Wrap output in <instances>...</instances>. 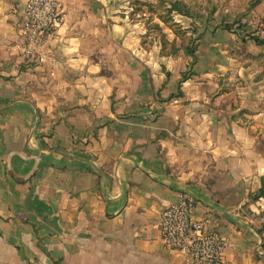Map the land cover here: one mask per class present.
Instances as JSON below:
<instances>
[{
	"label": "crops",
	"instance_id": "1",
	"mask_svg": "<svg viewBox=\"0 0 264 264\" xmlns=\"http://www.w3.org/2000/svg\"><path fill=\"white\" fill-rule=\"evenodd\" d=\"M27 1L0 0V264H192L162 242L184 192L232 243L228 263L264 264L239 210L264 167V0L246 32H213L170 94L152 64L99 58L102 16L67 15L55 64L12 52Z\"/></svg>",
	"mask_w": 264,
	"mask_h": 264
},
{
	"label": "rangeland",
	"instance_id": "2",
	"mask_svg": "<svg viewBox=\"0 0 264 264\" xmlns=\"http://www.w3.org/2000/svg\"><path fill=\"white\" fill-rule=\"evenodd\" d=\"M65 1L69 5L67 15L102 16L101 26L105 27L100 30L104 35L100 40V59L113 63L124 61L122 57L126 56L134 63L152 64L154 74L164 73L171 82L170 94L176 91L174 81L183 71L182 78L192 75L200 61L202 47L210 44L211 34L220 28L231 33L246 32L249 21L261 16L258 7L263 0H61L64 4ZM175 1L195 15L186 16L176 11ZM122 32L123 37L119 35ZM113 73L107 72L108 75ZM258 138L264 155V134ZM261 174L250 177L246 174L239 210L248 219L249 214L260 226L264 247V195L254 198L264 183V167ZM253 221L250 224L254 226Z\"/></svg>",
	"mask_w": 264,
	"mask_h": 264
},
{
	"label": "built area",
	"instance_id": "3",
	"mask_svg": "<svg viewBox=\"0 0 264 264\" xmlns=\"http://www.w3.org/2000/svg\"><path fill=\"white\" fill-rule=\"evenodd\" d=\"M66 23L67 14L60 0H28L23 40L11 47L12 52L20 51L41 63L55 64L50 43ZM254 37L264 43V17L256 21ZM161 232L165 248L188 258L192 264H230L225 253L232 243L216 229L210 215L199 213L197 198L192 194H179L163 211Z\"/></svg>",
	"mask_w": 264,
	"mask_h": 264
},
{
	"label": "trees",
	"instance_id": "4",
	"mask_svg": "<svg viewBox=\"0 0 264 264\" xmlns=\"http://www.w3.org/2000/svg\"><path fill=\"white\" fill-rule=\"evenodd\" d=\"M176 11H178L179 13H181L182 15H186V16H194L195 13L193 11H190L185 5L183 4H180L179 1H175V8H174ZM189 77H185L183 80H186L188 79ZM182 80V81H183ZM181 81V83H182ZM261 195H264V183H262V187H261V190L260 192L254 196V198H258L260 197Z\"/></svg>",
	"mask_w": 264,
	"mask_h": 264
}]
</instances>
